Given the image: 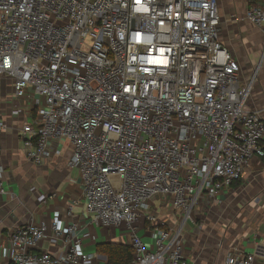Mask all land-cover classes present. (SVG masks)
<instances>
[{
  "label": "built area",
  "instance_id": "built-area-1",
  "mask_svg": "<svg viewBox=\"0 0 264 264\" xmlns=\"http://www.w3.org/2000/svg\"><path fill=\"white\" fill-rule=\"evenodd\" d=\"M250 3L245 18L264 33V3ZM263 60L243 76L221 38L219 0H0V77L36 113L21 131L27 158L43 164L52 140L71 143L91 223L126 227L134 264H187L184 223L201 197L224 194L264 157V120L248 107ZM6 128L0 113V136ZM4 177L0 161V202ZM156 196L182 223L159 226ZM67 214L72 222L14 229L4 245L10 264H90L78 217ZM141 217L154 225L150 245ZM51 239L60 255L42 249ZM258 250L264 260V244Z\"/></svg>",
  "mask_w": 264,
  "mask_h": 264
},
{
  "label": "crops",
  "instance_id": "crops-1",
  "mask_svg": "<svg viewBox=\"0 0 264 264\" xmlns=\"http://www.w3.org/2000/svg\"><path fill=\"white\" fill-rule=\"evenodd\" d=\"M243 13L246 24L239 34L242 45L235 54L239 61L249 64L244 71L247 79L262 62L264 33ZM248 107L260 111L264 120V63L258 69ZM0 113L7 124L0 136V161L5 167L7 189L0 202V264H10L4 245H8L14 229L41 221L50 223L58 216L72 222V216L67 214L69 209L80 222L78 233L83 238V250L95 257L90 264H107V257L98 252L99 243L115 241L131 245L126 227L91 223L85 208L82 177L69 165L73 154L71 143L52 140L55 153L43 164L27 158L21 131L36 113L32 99L16 96L8 76L0 77ZM151 203V212L158 217L160 227L170 229L182 223L183 216L169 198L156 196ZM139 226V235L152 244L154 225L145 223L141 217ZM183 242L187 264H228L229 257L250 253H257L253 264H264L258 250L264 244V157H254L242 180L224 194L201 197L192 219L184 223ZM42 249L60 255L63 245L51 239L42 243Z\"/></svg>",
  "mask_w": 264,
  "mask_h": 264
},
{
  "label": "rangeland",
  "instance_id": "rangeland-1",
  "mask_svg": "<svg viewBox=\"0 0 264 264\" xmlns=\"http://www.w3.org/2000/svg\"><path fill=\"white\" fill-rule=\"evenodd\" d=\"M252 1L254 2L253 4L264 3V0H219L221 13V38L235 57H237L235 51L242 45L239 39V34L241 35V27L246 24L243 20V12H245L246 8L252 4L250 3ZM240 63L242 64V73L244 76V71L249 64L241 60Z\"/></svg>",
  "mask_w": 264,
  "mask_h": 264
},
{
  "label": "trees",
  "instance_id": "trees-1",
  "mask_svg": "<svg viewBox=\"0 0 264 264\" xmlns=\"http://www.w3.org/2000/svg\"><path fill=\"white\" fill-rule=\"evenodd\" d=\"M98 252L107 257V264H132L134 249L127 243L108 241L97 245Z\"/></svg>",
  "mask_w": 264,
  "mask_h": 264
}]
</instances>
